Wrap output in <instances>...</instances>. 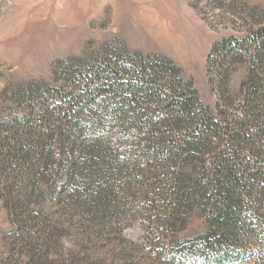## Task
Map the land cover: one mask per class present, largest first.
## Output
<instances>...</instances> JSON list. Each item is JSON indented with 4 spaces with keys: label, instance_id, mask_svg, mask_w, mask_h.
<instances>
[{
    "label": "rangeland",
    "instance_id": "obj_1",
    "mask_svg": "<svg viewBox=\"0 0 264 264\" xmlns=\"http://www.w3.org/2000/svg\"><path fill=\"white\" fill-rule=\"evenodd\" d=\"M72 1L0 0V264H264V237L258 234L264 227L263 192L255 195L263 200L255 209L259 220L243 222L240 240L210 239L201 196L170 203L175 196L170 171L183 156L142 159L140 151L147 146L160 149L169 135L186 136V128L173 130L165 115L152 128L128 121L129 109L145 113L147 120L164 102L138 97L103 126V137H118L124 127L136 139L92 144L95 123L86 118L92 111L84 102L79 108L72 97L88 99L84 72L125 51L172 60L213 108L217 96L210 81L222 54L209 56L211 48L224 38H246L250 22L260 27L264 0ZM125 65L136 66L129 60ZM248 66L246 60L230 73L233 103ZM160 82L168 86L170 78ZM116 106L110 103L109 109ZM60 107L67 118H60ZM72 115L82 117L78 135L73 133L78 116L71 120ZM226 116L242 114L232 106ZM254 118L258 123L241 130L239 146L216 145L210 138L216 149L196 153L191 167L182 169L197 180L206 162L226 157L235 161L232 169L244 174V183L252 171L264 175V115ZM67 132L72 139H61L60 149L59 136ZM69 149L80 158L65 182L51 169L58 154L66 158ZM210 251L242 254L219 263L198 261Z\"/></svg>",
    "mask_w": 264,
    "mask_h": 264
},
{
    "label": "trees",
    "instance_id": "obj_2",
    "mask_svg": "<svg viewBox=\"0 0 264 264\" xmlns=\"http://www.w3.org/2000/svg\"><path fill=\"white\" fill-rule=\"evenodd\" d=\"M248 28L246 38L242 40L235 37L224 38L211 48L209 56L222 54V60L220 59L217 69L213 71V80L210 81L217 96L213 108L201 101L193 80L183 78L181 68L172 60L160 55L144 56L139 53L136 54V57H132L125 51H120L114 57H108L113 61L107 60L103 64L90 66L84 72L83 77L86 79L87 86H84L83 89L88 87V90H85L86 95H89L88 99L83 100L80 94L72 96L76 103H80L79 108H83L81 104L84 102L92 111L86 114V118L95 123V130L90 137L92 144L102 141L111 143L114 140L124 143L126 139L123 140V137L127 138L130 134L128 129L123 127L118 137H103L101 136L104 132L103 126L112 124L116 120L113 116L121 115L122 111L131 107L132 101H137L138 97L147 98L151 102H156L157 105L159 102H164L163 109L159 110V113L153 112L147 120L143 119L145 113L135 115L129 109L128 121L135 119L152 128L157 124V117L165 115L166 121L172 125L173 130L186 128L184 134L186 136L173 139L175 134L172 133L173 135H169L163 140V142H167L163 148L147 146L140 151L142 159H155L158 155L183 156L181 160L184 162L183 166L180 162L174 167L175 169L170 171L173 174L171 191L175 195L170 199V203L178 205L181 199L186 201L191 195L201 196L202 208L208 218L210 228L207 237L215 240L221 239V236H226L225 239L234 241L240 240L239 231L244 227L243 222L254 218L259 220V214L255 209L261 205L263 200L256 198L255 195L257 192L264 193V175L256 170L252 171L249 174V182L244 183L241 180L244 174H237L232 169L235 161L230 163L226 157L216 158L209 162L204 161L207 163V167L204 168L203 174L197 180L192 179L190 172L188 174L182 168L191 167L192 157L196 153L216 149V147H212V142L208 141L210 138L216 140V145L231 142V147L239 146V142L243 141L244 137L241 130L247 124L255 126L258 120L254 117L264 115V22L256 29L250 22ZM128 60L136 64L133 70L126 68L125 62ZM160 60L164 62L161 63ZM246 60L249 65L247 75L241 82L237 95L238 100L233 103L230 101L231 95L228 92L229 76L238 64L246 62ZM167 76L170 78L168 86L160 82ZM91 84L95 85L90 87ZM114 102L117 103V106L110 110L109 104ZM232 106L233 110L242 114L241 118L238 116L235 119L226 116ZM61 110L62 107L58 108L57 112L61 114L63 112ZM68 114L67 111H64L60 118H67ZM73 115L70 117L71 120H75L78 116L73 118ZM81 118L80 115L77 117L78 122L76 123L78 124L73 129L75 135L80 134L83 130V126L79 124ZM180 125L183 127L180 128ZM149 129L147 128L146 131L148 132ZM140 131L139 134H141ZM136 137L132 135L127 139H136ZM61 139H72V134L70 136L67 132L59 136L58 148L60 149H62ZM261 140L264 141V139ZM22 151V149L18 151V156L21 158L24 157ZM64 154H66V158L63 153L58 154L54 162L55 167L51 171L59 172L64 181L68 182L75 160H79L80 157L73 149H69ZM28 155L27 153L26 157ZM176 162L174 163L176 164ZM191 171L193 172V169ZM245 204H247L246 207ZM258 234L264 237L263 226L260 227ZM235 252L229 251L226 255H220L217 251H210L197 259L200 262L219 263L228 255L240 258L238 256L242 254L241 251Z\"/></svg>",
    "mask_w": 264,
    "mask_h": 264
},
{
    "label": "bare ground",
    "instance_id": "obj_3",
    "mask_svg": "<svg viewBox=\"0 0 264 264\" xmlns=\"http://www.w3.org/2000/svg\"><path fill=\"white\" fill-rule=\"evenodd\" d=\"M72 1V0H71ZM76 1V0H75ZM82 1V0H81ZM80 0H79V2H81ZM84 1V0H83ZM89 1V0H88ZM73 2V1H72ZM86 2H87V0H86ZM70 3V2H69ZM76 3V2H75ZM82 3V2H81ZM84 3V2H83ZM72 4V3H71ZM124 4V3H123ZM82 5V4H81ZM91 5V4H90ZM87 6V5H86ZM89 6V5H88ZM69 7V6H68ZM82 7V6H81ZM83 7H85L84 6V4H83ZM72 8V7H71ZM69 9V8H68ZM83 9V8H82ZM85 9V8H84ZM73 10V9H72ZM86 10V9H85ZM85 10H83L84 12H85ZM87 10H88V8H87ZM74 11V10H73ZM88 12V11H87ZM79 13H80V11H79ZM76 14H77V12H76ZM85 14V13H84ZM78 16V15H77ZM83 19V18H82ZM78 22V21H77ZM83 22V21H82ZM30 23V22H29ZM70 24H72V23H70ZM53 25V24H52ZM31 27V26H30ZM56 27V26H55ZM68 29H70V28H68ZM54 30V29H53ZM58 30V29H57ZM61 32V31H60ZM33 35V34H32ZM62 35V34H61ZM41 37V36H40ZM34 47V46H33ZM18 58V57H17Z\"/></svg>",
    "mask_w": 264,
    "mask_h": 264
}]
</instances>
